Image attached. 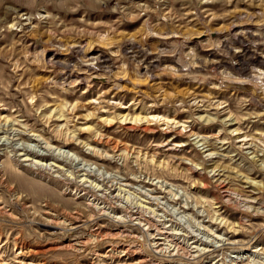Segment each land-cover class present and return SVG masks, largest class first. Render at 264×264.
<instances>
[{
    "label": "rangeland",
    "instance_id": "1",
    "mask_svg": "<svg viewBox=\"0 0 264 264\" xmlns=\"http://www.w3.org/2000/svg\"><path fill=\"white\" fill-rule=\"evenodd\" d=\"M59 104L62 118L52 113ZM0 125L41 135L39 149L64 169L15 165L0 148L9 210L0 215V264H87L106 251V243L83 253L60 247L94 222L69 230L41 219L47 207L84 210L92 198L90 189L78 194V162L97 166L98 178L154 184L163 211L152 223L180 234L161 254L139 229L153 264H229L238 255L264 264V0H0ZM24 133L15 138L29 140ZM248 181L257 183L254 202ZM126 221L99 223L130 229ZM195 233L210 239L211 253L192 255L190 244L203 242Z\"/></svg>",
    "mask_w": 264,
    "mask_h": 264
},
{
    "label": "bare ground",
    "instance_id": "2",
    "mask_svg": "<svg viewBox=\"0 0 264 264\" xmlns=\"http://www.w3.org/2000/svg\"><path fill=\"white\" fill-rule=\"evenodd\" d=\"M110 43H112V42H110ZM107 45H109V44H107ZM91 46H88V48L85 49V52L86 51L87 52L93 51L95 46L93 44ZM54 106L55 107H54L52 113H55V115L58 114V117H60V118L64 117L65 116L64 106L67 107V104H59L58 106H56V105H54ZM76 108H77V105H74V110ZM121 119L123 121H126L128 119L129 120L132 119L134 122H138L140 120L139 117L129 118L128 115L121 116ZM111 121L112 120H109V122H111ZM236 123H238V122H235L234 124H236ZM234 130H239V128H236ZM1 133H3L4 136L0 137V148H1V150L10 149L9 153L11 152L10 155L15 160V162H14L15 165L25 164V165L30 166V167L39 168L40 170L41 169L45 170L48 173L49 172H51V173L55 172L56 173V172H59V170L60 171L64 170L63 166H61V164L59 163L57 158H55V156L50 154L52 158L47 159V158H49L48 156H50V155L44 154V152H42V150L39 149V148H41L40 143H42V138H40L41 135H35V134L27 135L26 133L22 132L20 129H14L13 127H11V129H9V128L6 129V127H4V126L0 127V134ZM22 133H24L26 135V137L28 136L29 140L26 141V140H23L20 138H15V137L21 135ZM69 138L74 139L75 137H69ZM32 141H34V142L37 141V143H35V144L30 143ZM76 141H77V139H76ZM45 143H47V142H45ZM64 143L68 144L69 141L65 140ZM197 143H199V141H197ZM85 145H86V143H85ZM87 145H89V144H87ZM201 145H203L204 148L208 147L206 145V143H203ZM176 146H178V145H176ZM46 148L47 149L53 148V147L51 148L50 142L47 143ZM59 149H60V147H59ZM90 149H93L92 151L95 154V149L94 148H90ZM210 150L213 151L210 148L209 149L206 148L205 152L210 151ZM114 152H116V153H114V155L112 157L115 160L117 157L118 158L117 160L123 159V160L127 161L126 156H124L123 154H117V150ZM92 153H89V154L92 155ZM3 155H4V153H3ZM214 157L215 156H214L213 152L207 154L208 160H212V159H214ZM59 160H61V159H59ZM86 162H87V160H86ZM73 165H75V166H73ZM73 165H71V166H73L75 168L73 170L74 172H72V173L75 174V176H76L75 179L77 180L76 183L79 185V188H77V190L79 191L78 194L83 192V191L85 193H87L88 190L90 189L93 192L92 198H88L85 201L84 210L79 208V206L77 205V206H75V208L72 209L73 211L65 209L64 212L62 211L60 214H58V212L56 210L52 209L51 207H47L43 211V214L45 216H43V218H41V219H43V221L48 225V227L52 228V229L64 228V229H69V230H77L79 227H82L83 225H76V224H78L80 222H83V224H84V223H87V221H88V223L94 222L93 225L96 224V226L94 228L92 227L89 230V232L84 236H75L72 238L69 237L67 243L60 246V247L72 250V251L77 252V253H83V252H86V250L88 249L90 244L106 243L107 244L106 251L104 252V251H100L97 249V251L95 253H92L93 257H91V260H89V262L87 264H107L106 261H108V260L114 261V262L116 261L117 262L116 264H153L152 261L150 259H148L143 254V252H145L144 248L138 242L141 239L138 234L142 231L144 233H149V235L152 237V243L150 242V244H151V247H153V250L155 252L161 253V254L162 253H171L173 246L170 247L171 245L169 243L173 242V240L177 239L176 236H177V234H180V232H173L171 229H169V227H168L169 225L157 227V225H158L157 224L155 227V224H153L154 222L152 223L153 217L158 215L156 212L162 208V204H163V202H161V200H160L161 198L159 197L160 194L158 195L155 188H153V189L149 188L151 185H154L152 182H149L148 180L145 182L143 181L144 186H142V187L137 186L136 187L130 181V180H132V178L120 177L118 175L117 176H111V175H107L108 173L105 174L107 176L102 175L104 177L99 176L100 178H98L96 176L97 174L95 175L96 172L94 173L92 170L94 167L91 168V167H89L90 165L88 166V164H86V163L82 164L79 162L77 164H73ZM1 169H2V165L0 164V172H1ZM101 169H99V170H101ZM102 172H104V171L102 170ZM214 175L219 176L217 178V181L222 182V180H220V177L222 174L214 173ZM136 179H138V178H136ZM140 180H142V179H140ZM154 180H155V178H154ZM247 183L249 184V186L245 187L246 189H244V193H245L244 195H245V197L246 196L248 197V200L250 202L251 201L254 202V198L256 196L255 194H257V192H255L253 189H250V188L253 187L254 185H256L257 183H255L253 181H248ZM166 184H167V182H166ZM161 186H162V184H161ZM225 188H227V187H225ZM225 191H227V189H225ZM132 193H137L138 199L135 202H131L132 200L129 201L130 200L129 194H132ZM137 196H135V197H137ZM168 203H170V201H168ZM186 204H189V202ZM165 205H167V203ZM116 209L121 210V213H118V215L116 213H113V210H116ZM169 209H170V207H169ZM177 210L178 209H176L175 211H177ZM8 212H9V210L7 209L6 205L0 200V215L4 214V213H8ZM158 213H160V212H158ZM177 213H179V212H177ZM186 216H185V218H186ZM176 217H177V215H176ZM181 217H183V216H181ZM99 220H111V221L117 222V224L119 222L122 223L123 221L127 220L126 222H128L129 225H131L132 227L130 229H127L126 227L122 228L119 225L116 228H109L106 224L99 223ZM222 221H223V219H222ZM162 224H163V222H162ZM168 224H169V222H168ZM226 225L228 226V229L231 231L234 228V226L232 224H231L232 226L229 224H226ZM188 227H190V226H188ZM133 230L136 232H134ZM154 231L156 234H154V233H152L154 235L150 234L151 232H154ZM200 234L201 233L191 234L192 236H196V237H198V239L202 238V240H203V242H201V244H199V245H197L194 242L193 243L196 245L190 244L189 248H190V252L193 253L192 254L193 256L202 252V251H204L205 253H211L213 250V249L210 250L208 248V246H211L209 243L210 239L208 240V238L206 236H203L205 233L202 236H200ZM186 236H188V235H186ZM191 238H193V237H191ZM129 240H131L133 242L130 244ZM202 244H203V246H202ZM256 251H257V249L253 250L252 253H254ZM242 256L243 255L231 257L229 264H245V263H243L244 261L241 259ZM203 264H216V262L208 260L205 262L203 261Z\"/></svg>",
    "mask_w": 264,
    "mask_h": 264
}]
</instances>
